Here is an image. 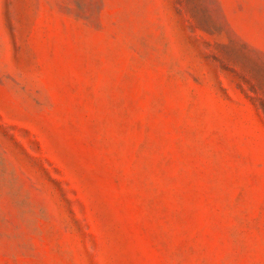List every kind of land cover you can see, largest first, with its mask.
Returning <instances> with one entry per match:
<instances>
[{"label":"rangeland","instance_id":"374dc122","mask_svg":"<svg viewBox=\"0 0 264 264\" xmlns=\"http://www.w3.org/2000/svg\"><path fill=\"white\" fill-rule=\"evenodd\" d=\"M0 264H264V0H0Z\"/></svg>","mask_w":264,"mask_h":264}]
</instances>
